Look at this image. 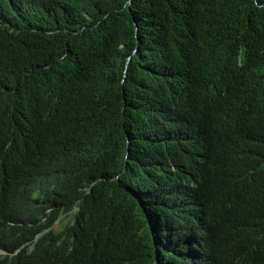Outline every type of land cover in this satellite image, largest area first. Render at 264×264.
<instances>
[{"label": "trees", "instance_id": "trees-1", "mask_svg": "<svg viewBox=\"0 0 264 264\" xmlns=\"http://www.w3.org/2000/svg\"><path fill=\"white\" fill-rule=\"evenodd\" d=\"M190 1L191 21L186 28L201 39L207 53V89L236 94V99L226 98L225 103L252 122V142L264 162V0ZM176 2L75 0L71 10L59 11L61 22L67 21L59 32L33 36L29 32L26 41L8 33L3 39L4 46L12 45L8 56L16 71L9 75L12 84L26 82L39 72L26 94L49 88L59 78L62 91H67L71 78L82 82L71 89L83 104L81 119L75 117L71 123L70 145L64 148L72 200L79 195L78 186L95 183L97 197L86 199L84 208L96 207L103 244L113 253L130 254L140 244V257L132 264H187L183 253L193 231L189 224L193 211L184 209L182 219L177 210L152 216L150 197L169 167L173 153L165 141L173 135L160 132L159 125L149 121L158 116L154 110L148 115L141 111L146 95L142 94L151 87L153 77L142 71L140 55H152L158 44L154 28L163 26ZM54 16L49 15L47 22L39 17L35 21L42 29L59 19ZM135 47L137 53L132 54ZM10 102L20 110L29 100L19 92ZM3 128L0 111V162L4 163L0 170V249L13 252L39 227L28 225L20 207L21 200L29 198L32 180L29 173L9 163ZM231 161L238 176L248 181L245 187L254 193L236 192L207 213L211 230L218 220L216 231H211L215 264H264V168L244 169L235 159ZM15 176L28 179L30 186L11 189ZM228 213L236 216L225 223L250 245L241 249L221 230L220 220ZM45 227L41 223V229ZM149 232L157 236L154 247ZM0 264L90 263L71 250L68 230H63L44 233L31 251L0 255Z\"/></svg>", "mask_w": 264, "mask_h": 264}, {"label": "clouds", "instance_id": "clouds-1", "mask_svg": "<svg viewBox=\"0 0 264 264\" xmlns=\"http://www.w3.org/2000/svg\"><path fill=\"white\" fill-rule=\"evenodd\" d=\"M74 1L0 0V111L4 114L6 149L9 163L30 174L31 193L29 198L21 200L20 207L28 225L39 227L13 252L0 249V255L15 256L23 249L31 251L44 233L68 230L70 248L82 261L132 264L140 257V244L136 242L134 252L130 254L113 253L103 244L105 236L100 230L96 207L84 208L86 199L97 197L95 183L78 186L79 195L72 200L70 164L68 151L64 148L70 145L72 138L71 123L75 117L81 119L80 105L83 103L71 89L82 82L71 78L67 91H62L59 78L54 85L49 83V88L26 94L39 78V72L26 82L12 84L9 78L16 71L8 58L12 45L4 46V37L13 33L26 41L29 32L32 36L59 32L58 28H65L67 22H61L59 11L71 10ZM192 7L190 0H177L169 9L170 14L163 26L157 30L154 28L158 36L157 47L151 51L152 55H140L141 69L153 77V83L142 94V97L146 94L142 99L145 100L144 107L141 104L139 107L144 115L154 110L158 116L149 121L158 124L160 132L173 135L166 136L165 141L166 149L173 153L169 167L150 197L154 205L152 216H165L169 211L177 210L182 219L184 209L193 211L189 220L193 231L184 258L187 264L190 261L215 264L211 231H216L218 220L211 230L207 213L211 207L218 209L220 201L227 202L236 192L254 193L253 189L245 187L248 181L238 176V169L231 159L244 169L264 168V162L252 142L251 136L254 135L250 129H255L252 122L248 117H239L235 108L225 103L226 98L236 99V94H224L220 90L209 92L207 89V53L201 39L186 28L191 21ZM49 15L59 19L41 29L35 20L39 17L47 22ZM135 53L136 47L132 51ZM129 60L132 61V57ZM15 86L19 89L15 90ZM19 92L29 100L20 110L14 103H9ZM3 167L2 161L0 170ZM29 186L28 179L21 176L10 181L13 190ZM234 216L228 213L219 224L221 230L236 240L242 249L251 243L225 223ZM41 223L46 227L41 229ZM55 223L60 226L53 228ZM148 234L153 241L152 247L156 246L157 236L151 232Z\"/></svg>", "mask_w": 264, "mask_h": 264}, {"label": "rangeland", "instance_id": "rangeland-1", "mask_svg": "<svg viewBox=\"0 0 264 264\" xmlns=\"http://www.w3.org/2000/svg\"><path fill=\"white\" fill-rule=\"evenodd\" d=\"M60 226V223H55L54 225H53V228H58Z\"/></svg>", "mask_w": 264, "mask_h": 264}, {"label": "bare ground", "instance_id": "bare-ground-1", "mask_svg": "<svg viewBox=\"0 0 264 264\" xmlns=\"http://www.w3.org/2000/svg\"><path fill=\"white\" fill-rule=\"evenodd\" d=\"M75 186V185H74Z\"/></svg>", "mask_w": 264, "mask_h": 264}]
</instances>
